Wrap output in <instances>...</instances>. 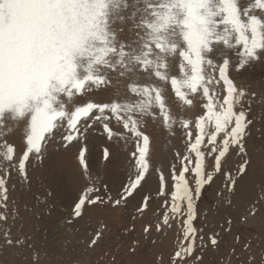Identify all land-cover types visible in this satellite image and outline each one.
Listing matches in <instances>:
<instances>
[{
  "label": "snow or ice",
  "instance_id": "6c2138e0",
  "mask_svg": "<svg viewBox=\"0 0 264 264\" xmlns=\"http://www.w3.org/2000/svg\"><path fill=\"white\" fill-rule=\"evenodd\" d=\"M255 63H264V0H0V222L18 215L13 172L30 184L26 164L50 142L68 148L99 130L130 146L128 175L115 190L79 147L85 183L61 217L73 232L41 244L35 231L14 236L9 227L0 248L26 250L27 264H76L63 258L70 245L101 249L106 264H205L232 235L212 264H264L256 251H264V137L250 143L264 92L231 75ZM17 134L20 148L10 140ZM157 136L170 160L157 157ZM101 155L107 163L114 153L106 145ZM257 172L260 195L249 196ZM209 188L215 212L200 207ZM238 201L241 224L262 221L254 238L235 234L230 214L209 225V214ZM117 211L124 222L114 238L107 217ZM169 233L175 243L165 256ZM146 244L161 250L144 261Z\"/></svg>",
  "mask_w": 264,
  "mask_h": 264
},
{
  "label": "rangeland",
  "instance_id": "374dc122",
  "mask_svg": "<svg viewBox=\"0 0 264 264\" xmlns=\"http://www.w3.org/2000/svg\"><path fill=\"white\" fill-rule=\"evenodd\" d=\"M231 75L238 85H245L246 87H248V88H250L256 92H264V63L252 64V65L244 68L240 72H236L235 69H233ZM253 107H254V118H255L256 123H255V128L253 129V133H252V141H250V143L259 142L262 139V137H264V106H260L259 104H257V105H253ZM149 131H152V129L149 128ZM17 135H19V134H17ZM102 135L103 134L101 133V131L93 130L90 133V136L92 138L89 136L87 142L84 143V142H82L83 140H81L79 144H80V146L84 145L87 148V152H86L87 163H88L89 168H90L91 172L93 173V175L95 173L98 174V172H100V170L99 171L97 170L98 169L97 165L95 167V164H96L95 162H97L98 165L101 161L104 163V161L102 159V155H101L103 147L106 145L111 147V149L114 153L112 160L109 161L111 163L110 164H109V162H107L106 164L100 163L99 166L102 167L103 165L106 166L107 164H109L111 166L112 164H114L116 166H114V165H112V166H114L115 168L116 167H120V168L123 167V168H122V170L117 172V173H119V175H118V174H114V173H116V171H117L116 169L119 170L120 168H116L115 171L113 169L114 172L111 173L112 171L110 169L112 167L109 168V165H108L107 169L105 167H103L104 170H107V172H108V173H106L104 171V176L105 175L108 176L109 173L113 174L114 176L117 175V177H118L117 180H115L114 177H112L113 175L112 176L109 175L112 178L107 177V176L102 177L103 169L100 172V175H101L100 177H102V179L108 178L107 179L108 183L106 182L107 180H104L107 184L110 183L111 179L113 180V182L115 181L116 183L112 182L111 183L112 185L110 184L111 186H113L112 189L115 190L114 188H116L117 186L114 187V185H117L118 182L120 183V181L124 180L128 175L129 164H128V161L125 159V154L127 151L130 150V146L125 145L123 141H120L119 144H117L116 141L109 142L105 138L104 135H103L104 138H102L103 137ZM15 137H13V141L15 143L11 140L12 137H10V140L14 144L18 145V143L21 142V137H20V135L18 136L19 137L18 139ZM102 139H103V142H102ZM164 139H167V137H165ZM16 140H19L18 143ZM162 144H163V140H161L160 137L157 136L156 141H154L153 148L155 149L157 147V150L160 151V146ZM73 145L68 147V149H70V150L72 148V150L69 151L67 148L65 149L61 145V143L59 142L58 139L50 142L48 144L46 150H45V156L43 159H38V162L36 165H34L33 162H29L26 165L27 171H28V176L30 178V184L29 183H20L18 178H16V177H14L12 179L10 185L13 186V190H12L11 194L9 193L10 207H12L14 209H18V215H16L14 219H13V217H10L9 218L10 220H8L9 223H7V225L0 222V234H2L9 227L11 228L14 236H20L22 230H23L24 234H29V235H31L35 231L38 234V242L42 244L44 242V239L46 236L50 239L51 236L55 233H64L65 231L71 233L74 231L73 229H70V228L65 229L63 224L61 223V217H65V213L70 212V210L68 211V209H69L70 205H72L73 200L79 194H81L82 186L85 182V180L83 181V179H81L82 181L80 180V178H79L80 176L78 177V175L81 173V171H83V169L80 168V166L77 168V170L79 169L77 172L78 175H76V173H70V171L67 167L66 156L67 155L72 156L73 154L75 156L76 155L75 149H77L79 147V145L76 143H73ZM166 148H167V145H164L165 151H163V152L158 151L157 152V155H159L158 153L163 154V155L162 156L159 155L157 157H159V158H160V156H161V158L166 157V155H165V152L167 154ZM90 157H92V158H90ZM168 158L171 159V157L167 155V159ZM91 160L93 161V163H91L92 162ZM98 161H100V162H98ZM90 163L93 165L92 167H91ZM120 163L123 166H120ZM100 167H99V169H101ZM91 168H93L94 171ZM108 170L111 172H109ZM34 174H35V176H34ZM73 175L74 176L76 175L78 177V181L80 180V182L75 181V180H77V177H75V180H74ZM117 177H115V178H117ZM119 177H121L120 180H119ZM250 178H249L250 180L247 182V185H246L247 194H249V196L250 195L251 196L260 195L259 183H258L259 182L258 179H260L259 172H257L255 175L251 176ZM253 179H254V181H253ZM81 182H83V183L81 184ZM151 182L154 183V181H151ZM31 183L33 184V186L31 185ZM78 185H80V186H78ZM110 185H108V186L110 187ZM61 189L63 192L61 191ZM79 190H80V192H79ZM61 192L63 193V195L60 196L61 197L60 198L58 193H60V195H61ZM46 193H47L48 197L45 195ZM49 197H51V199ZM40 203L42 205H40ZM216 203H217V201H216V197L214 195L213 189L212 188L207 189L204 192L203 198L200 202L201 209L206 211L208 208L211 207L213 209V212H215ZM239 203L241 204V202H239ZM238 204H237V207H238ZM240 204H239V206L241 208L238 207V210H237V207H233L230 209L221 208L219 215L209 214V218H210V219L208 218L209 225L211 226V225L215 224L217 221H221L223 216L230 214L234 220V233L243 236L245 239H248L249 237L254 238L257 231H259V229H260L262 221L260 218H257L254 221H250L248 224H241L238 220V217L240 215V211L241 210L243 211L244 205H243V203L241 204L242 206ZM237 211H239V212H237ZM118 212L119 211L116 212L118 215L116 213L111 214V215L116 214L118 217L116 215H115L116 217H114V216L112 217L111 215H109L111 217H107V220L109 218L108 224H109L110 228L112 229L111 234L114 238L117 236V228H120V226H121L119 224H122L124 222V221H122L121 214ZM149 215H151V214H149ZM114 218H116V219H114ZM112 219H114L115 221L111 222ZM203 221H204V217H203V215H201L200 218L196 221V226L199 227ZM92 223L95 224V220H93ZM116 224H118V225L114 229ZM138 226H140L139 223H138ZM138 226H136V227L139 228ZM175 227L178 229L179 224ZM137 228H136V231L138 232V230L140 228L138 230H137ZM77 229L82 231V228L80 225H77ZM137 232H136V234L139 233V235H140V230L138 233ZM136 234L134 235V237H136ZM174 235H175V233L174 234L173 233L168 234V239L169 238L170 239L169 240L167 239V241L168 242L170 241V242L168 243L167 241H165L166 245H164V246L165 247L167 246V247L165 248V250H164V246L162 248V250L164 251L165 254L172 250V248L169 249L168 247L171 246L172 242L174 245V242H175L174 238H173ZM232 241H233L232 235L225 236L224 241L221 243L220 253H209L207 256H205V264H212V262L215 259H217L218 257H222L223 253L230 250L229 245L232 243ZM59 243L62 244L63 241L61 240V241H59ZM0 244H3L2 239H0ZM147 246H149V248ZM109 247L110 246L107 244L104 245L105 250H108ZM143 247L150 249L149 251L147 249V251L145 252V254H149V252H150L149 255H144V251L146 250L145 248H144L145 250L144 249L142 250L141 255H143V257H147V259L143 258L141 255H140L141 257L139 256V259L141 258V260H144V261L151 259L149 257L151 256L152 252H159L161 250L160 248H155V250L158 249L159 251H157V250L154 251L153 250L154 248L152 247L151 244H146V246L144 245ZM100 251H101V249L98 248V249H96L95 252H85L82 248H79V247H77V248H75V250H73V247L70 245L68 248V252L63 254V258L69 262H71L72 259L75 258L76 264H106V261H105V259H103V256H102V252H101V255H99ZM112 251H116V249H112ZM256 251H257V259L259 260L261 258V256H264V251L259 250V248H257ZM27 255H28V253L26 250L0 248V264H4V263H6V264H27V261L25 258ZM241 255L242 254L240 252H238V254H237L238 258H241ZM166 256H167V254H166ZM222 264H223V262H222Z\"/></svg>",
  "mask_w": 264,
  "mask_h": 264
},
{
  "label": "bare ground",
  "instance_id": "6f19581e",
  "mask_svg": "<svg viewBox=\"0 0 264 264\" xmlns=\"http://www.w3.org/2000/svg\"><path fill=\"white\" fill-rule=\"evenodd\" d=\"M244 86H245V85H244ZM18 136H19V135H17L16 137L14 136V137L18 139V138H19ZM89 136H90V135H89ZM92 136H93V135H92ZM102 136H103V135H102ZM90 137H91V136H90ZM15 138H14V139H15ZM91 138H92V137H91ZM102 138H104V136H103ZM11 140L13 141V137L11 138ZM16 141H17V143H18L19 140H16ZM13 142H14V141H13ZM82 142L85 143V141H82ZM102 142H103V139H102ZM14 143H15V142H14ZM19 143H20V144H19ZM19 143H18V145L20 146V145H21V142H19ZM18 145H17V146H18ZM72 145H73V144H72ZM72 145H71V146H72ZM74 145H75V144H74ZM74 145H73V146H74ZM78 145H79V147L82 146V145L80 146V144H78ZM103 145H104V144H103ZM83 146H84V145H83ZM153 146H154V145H153ZM75 147H76V146H75ZM79 147H78V148L76 147L77 149H75V151H76V153H75L76 155H75V156H74V154H73L72 156H71V155H67V156H66L67 167H68L70 173H76V175H78L77 172H78V170H79V169L77 170V168L79 167V163H78V159H77V156H78V149H79ZM155 147H156V146H155ZM64 148H65V147H64ZM70 148H71V147H70ZM65 149H66V148H65ZM67 149H68V148H67ZM73 149H74V148H73ZM166 149H167V148H166ZM68 150L71 151L72 148H71V150H70V149H68ZM155 150H156V154H157V152L159 151V150H157V147L155 148ZM164 151H165V150H164ZM159 152H161V151H159ZM158 154L161 155V156L163 155V154H160V153H158ZM159 155H157V156H159ZM165 155H166V157H167L166 152H165ZM161 156H160V158H161ZM90 158H92V157H90ZM158 158H159V157H158ZM169 159H170V158H168V160H169ZM91 161H92V160H91ZM91 161H90V162H91ZM100 161H101V160H100ZM100 161H98V162H100ZM94 162H95V161H94ZM91 163H93V161H92ZM91 163H90V165H91V167H92L93 165H92ZM95 163H96V164H95ZM95 163H94V164H95V167H96V165H97V168H98V169H97V168H96V169H97L98 171L100 170V172H101V170L103 169V172H102L103 175H102V177H106L107 175L104 176V171H105L106 173H108V172H107V170H104L103 167H105V168L107 169V168H108V165H109L111 162H109V164H107L106 166L103 165L102 167L99 166L100 163L104 164L105 162L103 163V162L101 161V162L99 163V165L97 164V162H95ZM112 163H113V162H112ZM105 164H106V163H105ZM112 165H114V164H112ZM112 165H111V166L109 165V168L112 167V168L110 169L112 172L108 170V171L111 172V173H113V172L115 171L116 168H120V167H116V168H115L114 166H116V165H114V166H112ZM98 166H99L101 169H99ZM117 166H118V165H117ZM120 166H123V165L120 163ZM33 167H34V166H33ZM113 167H114V168H113ZM80 168H81V167H80ZM93 168H94V167H93ZM93 168H91V169L93 170ZM122 168H123V167H121L119 170L116 169L117 171H116V173H114V174H118V175H119V173H117V172L120 171V170H122ZM94 169H95V168H94ZM113 169H114V171H113ZM93 171H94V170H93ZM98 171H97V172H98ZM81 172H82V171H81ZM100 172H98L99 176H101V175H100ZM33 173H34V172H33ZM94 173H95V172H94ZM35 174H36V173H35ZM35 174H34V176H35ZM96 174H97V173H95L94 175H96ZM30 175H31V174H30ZM71 175H72V174H71ZM76 175H75V176L73 175L74 180H75V177H77ZM109 175L112 176L113 174H110V173H109ZM109 175H108L107 177H110V178L114 177L115 180L118 179L117 175H115V176L113 175L112 177L109 176ZM79 176H80V174L78 175V177H79ZM78 177H77V180H75V181H78ZM115 177H117V178H115ZM120 178H121V177H119V180H120ZM107 179H108V178H107ZM107 179L105 178V179H103V180H107ZM250 179H251V178H250ZM250 179H248V181H249ZM256 179H257V178H256ZM80 180H81V179H80ZM80 180H79L78 182H80ZM119 180H118V181H119ZM258 180H259V179H258ZM81 181H82V180H81ZM83 181H84V180H83ZM153 181H154V180H153ZM251 181H252V180H251ZM253 181H254V179H253ZM106 182L108 183V180H107ZM112 182H113V180L111 179V181H110V183H109L108 185H110ZM114 182H115V181H114ZM114 182H113V183H114ZM120 182H121V181H120ZM34 183H35V182H34ZM82 183H83V182H81V184H82ZM84 183H85V182H84ZM115 183H116V182H115ZM118 183H119V182H118ZM118 183H117V185H114V187H115V186L118 187V185L120 184V183H119V184H118ZM150 183H152V184L154 185L153 182L150 181ZM78 184H79V183H78ZM81 184H80V185H81ZM31 185L33 186L32 183H31ZM34 185H35V184H34ZM80 185H78V186H80ZM83 185H84V184H83ZM111 185H112V184H111ZM111 185H110V187L113 188V186H111ZM81 186H82V185H81ZM117 187H116V188H117ZM82 188H83V186H82ZM116 188H114V189H116ZM61 191H62V189H61ZM62 192H63V191H62ZM62 192H61V195H60V193H58L59 197L63 195ZM79 192H80V190H79ZM248 195H249V194H248ZM250 196H251V195H250ZM60 198H61V197H60ZM238 203H239V202H238ZM238 203H237V204H238ZM239 204H240V203H239ZM239 204H238V207H240ZM241 204H242V203H241ZM241 204H240V205H241ZM40 205H42V204L40 203ZM241 206H242V205H241ZM236 207H237V206H236ZM238 207H237V210H238ZM243 207H244V206H243ZM206 208H207V207H206ZM240 208H241V207H240ZM224 210H225V209H224ZM240 210H241V209H240ZM241 211H242V210H241ZM241 211H240V213H241ZM237 212H239V211H237ZM237 212H236V213H237ZM114 213H116V212H114ZM118 213H120V212H118ZM111 214H113V213H111ZM111 214H109V215H111ZM116 214H117V213H116ZM116 214H115V215H116ZM109 215H108V217H111V216H112V217H113V216L116 217L118 214H117L116 216H115V215H111V216H109ZM119 215H120V214H119ZM236 216H237V215H236ZM117 217H118V216H117ZM119 217H120V216H119ZM114 219H116V218H114ZM114 219H112L111 222H112V221L114 222V221H115ZM209 219H210V218H209ZM9 220H10V219H9ZM108 220H109V218H108ZM108 220H107V222H108ZM120 220H121V219H120ZM259 220H260V219H259ZM122 221H123V220H122ZM111 222H110V223H111ZM8 223H9V222H8ZM121 223H122V222H121ZM255 223H256V222H255ZM260 223H261V222H260ZM113 224H114V223H113ZM139 224H140V223H139ZM238 224H239V223H238ZM258 224H259V223H258ZM110 225H111V224H110ZM117 225H118V224H116V226L114 227V229L117 227ZM119 225H122V224H119ZM177 225H178V224H177ZM177 225H175V226H177ZM136 226H138V223H137ZM120 227H121V226H120ZM138 227L140 228V226H138ZM136 228H137V227H136ZM139 228H137V230H138ZM117 229H118V228H117ZM139 230H140V229H139ZM139 230H138V232H139ZM136 232H137V231H136ZM136 232H135V234H136ZM138 232H137V233H138ZM135 234H134V235H135ZM173 234H174V233H173ZM134 235H133V236H134ZM137 235H138V236H137ZM170 235H171V234H170ZM116 237H117V236H116ZM116 237H115V238H116ZM136 237H139V233L136 234ZM171 237H172V236H171ZM173 238H174V236H173ZM169 239H170V238H169ZM169 239H168V240H169ZM172 240H173V239H172ZM166 241H167V240H166ZM167 242H168V241H167ZM169 242H170V241H169ZM169 242H168V243H169ZM174 243H175V242H174ZM164 245H166V243H164ZM168 245H169V244H168ZM145 246H146V245H145ZM149 246H150V245H149ZM149 246H147V247L149 248ZM171 246L173 247V242H172ZM171 246L168 247V248L171 249V248H172ZM166 247H167V246H166ZM166 247L164 246V250H165ZM144 248H145V247H143V249H144ZM148 248H145L146 250L144 249V250H145V251H144V255H149V254H150V252H149V254H145V252L147 251ZM168 248H167V249H168ZM116 250H117V249H116ZM149 250H150V249H148V251H149ZM153 250H154V251H156V250L159 251L158 249H156V250L153 249ZM166 251H167V250H166ZM167 252H168V251H167ZM169 252H170V251H169ZM147 253H148V252H147ZM6 254H7V253H6ZM6 254H5V255H6ZM152 254H153V252H152ZM152 254H151V256H152ZM166 254H167V253H166ZM166 254H165V256H166ZM7 255H8V254H7ZM99 255H101V251H100ZM140 255H141V254H140ZM141 256L143 257V255H141ZM141 256H140V257H141ZM151 256H150L149 258H152ZM1 257H2V256H1ZM5 258H6V257H5ZM9 258H10V257H9ZM9 258H8V259H9ZM138 258H139V257H138ZM143 258L147 259V257H143ZM214 258H215V257H214ZM103 259H104V258H103ZM140 259H141V258H140ZM2 260H3V259H2ZM5 261H6V260H5ZM7 262H8V261H7ZM4 264H6V263H4Z\"/></svg>",
  "mask_w": 264,
  "mask_h": 264
}]
</instances>
